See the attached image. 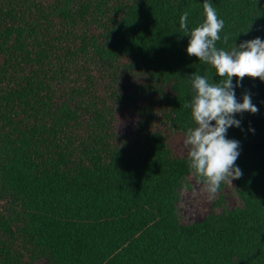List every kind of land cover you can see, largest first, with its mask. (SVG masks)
I'll return each mask as SVG.
<instances>
[{
    "label": "trees",
    "instance_id": "obj_1",
    "mask_svg": "<svg viewBox=\"0 0 264 264\" xmlns=\"http://www.w3.org/2000/svg\"><path fill=\"white\" fill-rule=\"evenodd\" d=\"M211 2L225 21L218 48L264 38V0ZM184 11L197 26L203 0H0V264H264L258 77L235 90L258 111L227 131L243 205L180 220L195 173L167 130L195 126L193 73L223 79L187 54ZM129 112L139 120L122 136Z\"/></svg>",
    "mask_w": 264,
    "mask_h": 264
},
{
    "label": "clouds",
    "instance_id": "obj_2",
    "mask_svg": "<svg viewBox=\"0 0 264 264\" xmlns=\"http://www.w3.org/2000/svg\"><path fill=\"white\" fill-rule=\"evenodd\" d=\"M203 12V20L193 28L188 26V11L179 18L182 33L188 35L185 50L211 64L216 76L223 79L210 82L205 75L192 74L193 95L185 107L190 109L195 126L186 129L183 143L189 146L188 166L203 179L211 199L221 182L229 179L232 182L243 174L235 163L241 151L240 141L229 138L227 131L229 127H241L242 121L236 114L258 111L250 94L245 93L238 100L235 90L242 86L246 75L264 81V38L243 40L230 50L218 48L216 41L221 39L225 21L219 17L211 0H203Z\"/></svg>",
    "mask_w": 264,
    "mask_h": 264
},
{
    "label": "rangeland",
    "instance_id": "obj_3",
    "mask_svg": "<svg viewBox=\"0 0 264 264\" xmlns=\"http://www.w3.org/2000/svg\"><path fill=\"white\" fill-rule=\"evenodd\" d=\"M139 116L136 113L126 114L120 124L122 136L133 134L138 123ZM168 142L179 156H188L189 146H185V131L167 130ZM179 214L183 224L197 223L205 219L210 213H223L226 210L235 209L243 205L242 189L237 179L221 182L219 190L209 199L202 179L196 174L188 175L179 189Z\"/></svg>",
    "mask_w": 264,
    "mask_h": 264
}]
</instances>
